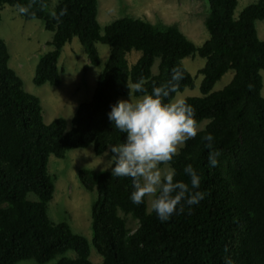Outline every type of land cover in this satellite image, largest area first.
<instances>
[{"label": "trees", "instance_id": "16d2710c", "mask_svg": "<svg viewBox=\"0 0 264 264\" xmlns=\"http://www.w3.org/2000/svg\"><path fill=\"white\" fill-rule=\"evenodd\" d=\"M206 2L207 37L195 45L174 25L128 16L114 19L100 32L97 0H57L50 12L44 9L45 0H0V11L4 5L17 10V5L31 4L20 16L36 18L52 31L51 49L35 65V85L60 83L57 60L73 38L93 66L100 63L96 43L109 47L90 99L77 105L66 129L61 117L43 122L38 98L24 90L8 66L9 55L0 38V264L25 259L43 264L68 250L75 257L60 256L55 264H92L87 240L66 222L55 223L47 216L53 193L47 158L50 154L62 158L70 149L89 145L101 155L106 145L120 143L123 134L111 127L107 112L128 95L126 85L143 77L150 89L179 65L184 75L177 93L193 88L196 76L184 68L182 59L195 55L204 59L197 71L200 95L185 98L195 109L197 124L207 122L185 142L172 166L177 178L187 180L182 169L191 163L207 195L190 213L174 214L162 223L146 210V202L130 201V178L112 177L110 169L96 173L79 168V182L96 194L90 206L91 244L101 264H223L225 256L234 264H264V95L260 94L264 40L257 37L254 25L264 19V0L247 4L236 17L237 0ZM132 50L140 53L129 66L126 55ZM228 71L232 72L228 83L212 90ZM204 132L213 135L221 150L215 168L207 165ZM119 212L136 220L134 230L126 227Z\"/></svg>", "mask_w": 264, "mask_h": 264}, {"label": "rangeland", "instance_id": "374dc122", "mask_svg": "<svg viewBox=\"0 0 264 264\" xmlns=\"http://www.w3.org/2000/svg\"><path fill=\"white\" fill-rule=\"evenodd\" d=\"M57 0H45L44 9L51 11ZM256 0H237L233 16L236 17L241 9ZM208 11L206 0H97L96 19L103 31L105 25L114 19L128 16L139 18L151 24L174 25L188 40L200 45L207 37L203 19ZM257 37L264 40V19L254 22ZM52 31L44 29L43 24L36 18L24 19L18 11L9 5H4L0 11V38L4 41L8 52V66L20 77L25 91L33 94L39 100L42 108L44 123L61 117L66 122V129L71 126L70 118L81 102L88 101L95 85L96 77L104 65L109 47L96 43L100 63L90 65L77 38L66 43L60 51L57 66L61 70V81L58 85L43 83L35 85L32 82L35 65L40 55L51 49L48 44ZM138 51L127 53L126 60L130 66L139 56ZM158 59L155 58L151 73H157ZM184 68L194 77L193 88H185L175 95L187 97L200 95L198 85L200 75L197 71L203 66L204 59L198 55L182 59ZM232 76L226 72L214 85L212 90L221 89ZM260 94L264 95V74H262V88ZM126 99L122 96L120 99ZM207 120L198 123L202 129ZM108 156L95 155L92 146L86 148L70 149L64 157L57 158L49 155L47 158V174L53 183V193L47 202V216L52 222H66L71 231L83 236L88 243L89 260L92 264H101V257L91 244L90 206L94 201L95 190L85 189L77 178L79 168H87L98 173L107 166ZM167 167V165L163 166ZM29 198L35 199L32 194ZM146 198V210L149 203ZM126 227L134 230L136 220L129 215L124 216ZM60 256L74 258L75 252L68 250L61 255L43 263L55 264ZM16 264H39L32 259H25Z\"/></svg>", "mask_w": 264, "mask_h": 264}, {"label": "clouds", "instance_id": "9594fccd", "mask_svg": "<svg viewBox=\"0 0 264 264\" xmlns=\"http://www.w3.org/2000/svg\"><path fill=\"white\" fill-rule=\"evenodd\" d=\"M29 5H17L19 14H26ZM184 70L179 65L170 69L163 82L145 88L143 77L127 84L128 98L117 99L110 105L107 118L111 127L123 134L120 143L106 145L104 156L112 177L131 179L129 199L135 205L149 203V213L160 222H167L175 214L191 212L207 195L200 189L201 176L187 163L182 169L187 180L177 178L172 161L185 142L202 131L195 119V109L187 99L175 94L183 79ZM201 141L207 149V165L215 168L221 150L214 145V137L204 132ZM167 165V167H163ZM227 251V248H225ZM223 264H234L225 256Z\"/></svg>", "mask_w": 264, "mask_h": 264}]
</instances>
